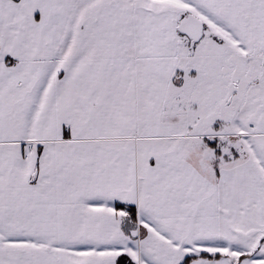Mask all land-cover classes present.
Instances as JSON below:
<instances>
[{
	"label": "snow or ice",
	"instance_id": "snow-or-ice-1",
	"mask_svg": "<svg viewBox=\"0 0 264 264\" xmlns=\"http://www.w3.org/2000/svg\"><path fill=\"white\" fill-rule=\"evenodd\" d=\"M0 264H264V0H0Z\"/></svg>",
	"mask_w": 264,
	"mask_h": 264
}]
</instances>
